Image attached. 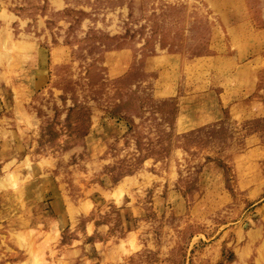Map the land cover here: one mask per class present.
Returning <instances> with one entry per match:
<instances>
[{"label": "rangeland", "instance_id": "1", "mask_svg": "<svg viewBox=\"0 0 264 264\" xmlns=\"http://www.w3.org/2000/svg\"><path fill=\"white\" fill-rule=\"evenodd\" d=\"M0 264H264V0H0Z\"/></svg>", "mask_w": 264, "mask_h": 264}]
</instances>
